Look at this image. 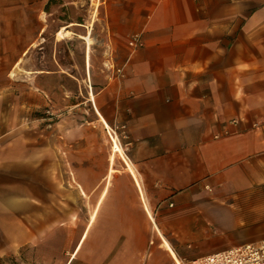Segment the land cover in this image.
Here are the masks:
<instances>
[{
  "label": "crops",
  "instance_id": "1",
  "mask_svg": "<svg viewBox=\"0 0 264 264\" xmlns=\"http://www.w3.org/2000/svg\"><path fill=\"white\" fill-rule=\"evenodd\" d=\"M102 7L112 63L75 82L59 64L30 68L38 15L25 35L0 15V242L40 249L45 264H191L263 240L264 0ZM71 88L84 99L75 125L45 122L51 101L67 112ZM106 129L123 174L112 139L109 158L95 156Z\"/></svg>",
  "mask_w": 264,
  "mask_h": 264
},
{
  "label": "rangeland",
  "instance_id": "2",
  "mask_svg": "<svg viewBox=\"0 0 264 264\" xmlns=\"http://www.w3.org/2000/svg\"><path fill=\"white\" fill-rule=\"evenodd\" d=\"M104 0H0V15L3 18L14 17L17 18L12 24L13 31L19 30L23 35L26 33L27 21H31L33 15H38L40 20L39 26H45V31L42 34L41 39L35 43V48L30 51V68L34 69H57L58 64L60 69L66 74L67 80L74 81V78L85 77L87 71V64L90 67L91 74L103 75L101 70L107 71L112 63V55L109 41L105 39V33L103 31L104 26V9L102 7ZM97 4V5H96ZM99 7V8H98ZM72 24L70 30L76 35L90 34L91 43L87 44L83 40L76 36H72L69 39L58 40L57 33L61 27H66ZM9 25H7L8 27ZM91 29V30H90ZM7 31V29L5 30ZM89 32V33H88ZM5 33V32H4ZM7 37L3 41V46H6L5 55L2 57V63L11 62L14 49L11 48L13 41L10 40L9 34H4ZM22 43L21 40H19ZM24 42V41H23ZM26 42H29L26 41ZM89 45V46H88ZM43 51H42V50ZM88 53V55H87ZM26 55L21 59V69L27 68ZM15 58V57H13ZM89 69V68H88ZM5 73V72H4ZM6 74V73H5ZM10 74V73H9ZM18 79H25V73L18 71ZM3 79L0 76V80ZM11 79H16L12 76ZM71 95L67 96V112H63V105H58V101L49 102V106L45 107L42 111L44 117L48 120L45 122L49 124H55L63 117L71 118L68 123L75 125L74 116L75 108H72L77 101H84L81 96L76 98L74 89L71 88ZM56 91V89H55ZM83 96L86 97L85 91ZM57 100V98L55 99ZM84 110L85 107H82ZM77 113H80L77 111ZM78 115V114H77ZM86 119H89L87 116ZM77 124L83 123L84 120H76ZM117 137L120 144L123 147L121 138L116 135L110 129H106L105 133L100 132L97 134V153L95 156L100 158L106 156L109 158L111 154V146L113 139ZM112 139V142H111ZM101 149L106 150L103 155ZM124 151V147H123ZM115 163V172L113 175L123 174L126 168L122 161H127V157L124 153V158L119 154L113 156ZM59 249V245H55ZM6 253V254H5ZM60 254V253H59ZM43 255L40 249L31 247L11 248L8 241L0 242V264H45L42 263Z\"/></svg>",
  "mask_w": 264,
  "mask_h": 264
},
{
  "label": "built area",
  "instance_id": "3",
  "mask_svg": "<svg viewBox=\"0 0 264 264\" xmlns=\"http://www.w3.org/2000/svg\"><path fill=\"white\" fill-rule=\"evenodd\" d=\"M141 46L140 35L133 36L129 41V47L133 51ZM191 264H264V239L203 257Z\"/></svg>",
  "mask_w": 264,
  "mask_h": 264
},
{
  "label": "bare ground",
  "instance_id": "4",
  "mask_svg": "<svg viewBox=\"0 0 264 264\" xmlns=\"http://www.w3.org/2000/svg\"><path fill=\"white\" fill-rule=\"evenodd\" d=\"M97 5V4H96ZM99 8V7H98ZM72 26V24H70L69 26L66 27H61V29L58 31L57 33V39L58 40H63V39H69L72 36H76L79 39L83 40L84 42H86L87 44L91 43V38H90V34L81 36V35H76L74 32H72L70 30V27ZM91 30V29H90ZM89 33V32H88ZM89 46V45H88ZM88 55V53H87ZM113 139V152L114 154H119L121 157L124 158V151H123V147L120 144L119 140L117 137H112ZM115 155L113 156V160H114ZM125 160V158H124ZM126 161V160H125ZM130 171L132 172V170L130 169ZM166 244V243H165ZM167 245V244H166ZM168 246V245H167Z\"/></svg>",
  "mask_w": 264,
  "mask_h": 264
}]
</instances>
